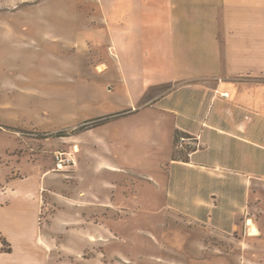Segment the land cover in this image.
<instances>
[{
	"label": "crops",
	"instance_id": "0c3cea01",
	"mask_svg": "<svg viewBox=\"0 0 264 264\" xmlns=\"http://www.w3.org/2000/svg\"><path fill=\"white\" fill-rule=\"evenodd\" d=\"M103 14L107 56L87 80L90 90L101 78L103 116L113 118L72 140L69 174L55 173L54 156L41 163L39 153L26 173L0 182V236L11 247L0 250V264H92L85 255L122 230L110 226L121 219L110 191L115 176L131 173L122 162L127 140L135 158L139 141L166 140L167 159L140 174L161 190L176 192L175 183L224 194L240 190L223 179L241 178L242 192L256 177L264 182V0H104ZM163 85L172 88L146 99ZM129 117V129L97 133ZM177 140L194 145L186 161L173 160Z\"/></svg>",
	"mask_w": 264,
	"mask_h": 264
},
{
	"label": "rangeland",
	"instance_id": "374dc122",
	"mask_svg": "<svg viewBox=\"0 0 264 264\" xmlns=\"http://www.w3.org/2000/svg\"><path fill=\"white\" fill-rule=\"evenodd\" d=\"M103 13L104 0H0V182L13 172L26 173V161H36L39 153L40 162L48 163L53 150L73 152L78 143L72 140L84 132L80 127L104 117V83L97 76L88 90L87 80H94L107 56ZM171 88L163 85L146 99ZM134 120L101 126L97 133L113 134L121 124L129 129ZM23 140H30L27 147ZM135 147L125 143L122 162L131 173L115 176L117 186L110 191L121 207L114 215L121 219L110 226L121 227L120 236L98 242L85 255L93 257L92 264H264L262 178L254 179L249 192H242L241 178H227L239 192L199 195L174 183L178 191L171 193L140 176L167 159L166 140L139 141L142 155L136 158ZM189 147L194 145L177 140L173 160L186 161ZM249 219L259 236H251ZM8 245L0 236L1 252Z\"/></svg>",
	"mask_w": 264,
	"mask_h": 264
},
{
	"label": "built area",
	"instance_id": "2783aa9c",
	"mask_svg": "<svg viewBox=\"0 0 264 264\" xmlns=\"http://www.w3.org/2000/svg\"><path fill=\"white\" fill-rule=\"evenodd\" d=\"M54 172L67 173L74 166V158L67 152L57 151L54 154Z\"/></svg>",
	"mask_w": 264,
	"mask_h": 264
},
{
	"label": "trees",
	"instance_id": "16d2710c",
	"mask_svg": "<svg viewBox=\"0 0 264 264\" xmlns=\"http://www.w3.org/2000/svg\"><path fill=\"white\" fill-rule=\"evenodd\" d=\"M111 118H113V116H107V117H102V118H99L97 120H93V121H88L85 125H83L82 127H80V129L82 131H85V130H89V129H93V128H96L100 125H103L104 123L108 122ZM5 241V239H4ZM9 246V249L8 250H5L3 252L5 253H11V247L10 245Z\"/></svg>",
	"mask_w": 264,
	"mask_h": 264
},
{
	"label": "bare ground",
	"instance_id": "6f19581e",
	"mask_svg": "<svg viewBox=\"0 0 264 264\" xmlns=\"http://www.w3.org/2000/svg\"><path fill=\"white\" fill-rule=\"evenodd\" d=\"M247 226L250 229L252 237L259 236L260 232H259L258 228L256 227V225L254 224V222L251 219L248 220V225Z\"/></svg>",
	"mask_w": 264,
	"mask_h": 264
}]
</instances>
